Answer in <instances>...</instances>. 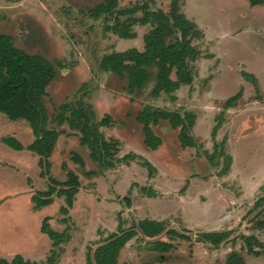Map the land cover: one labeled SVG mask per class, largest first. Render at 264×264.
I'll use <instances>...</instances> for the list:
<instances>
[{"label":"rangeland","instance_id":"374dc122","mask_svg":"<svg viewBox=\"0 0 264 264\" xmlns=\"http://www.w3.org/2000/svg\"><path fill=\"white\" fill-rule=\"evenodd\" d=\"M103 2L0 0V34L56 67L44 104L46 127L61 131L40 163L27 148L35 139L28 123L0 113V257L10 261L19 254L39 263L54 249L57 264H87V254L110 234L135 230L116 264H264V5L185 0L180 9L200 31L192 40L200 52L193 80L172 95L152 97L154 68L148 85L128 94L126 80L99 64L108 54L144 50L150 25L133 21L132 37L121 38L109 28L118 16L168 13L170 0H118L111 17H92L90 10ZM122 9L133 11L119 15ZM70 102L90 105L95 121L109 117L99 130L117 141L114 167L101 168L78 130L58 123L59 106ZM145 105L192 114L193 146L182 148L178 132L160 122L151 127L159 145L147 147L135 119ZM70 173L79 186L68 212L61 213L65 198L55 194L51 205L38 207L36 200L47 198L51 185L63 188ZM46 216L53 230L67 235L56 247L40 232ZM144 219L163 222L156 239L174 249L149 250L151 239L136 226ZM169 229L174 232L166 234ZM215 232L225 238L217 246L210 243Z\"/></svg>","mask_w":264,"mask_h":264},{"label":"trees","instance_id":"16d2710c","mask_svg":"<svg viewBox=\"0 0 264 264\" xmlns=\"http://www.w3.org/2000/svg\"><path fill=\"white\" fill-rule=\"evenodd\" d=\"M117 1L104 0L90 10V15L95 18L101 14L107 18L111 17L115 12ZM184 1L170 0L168 13L162 10L145 11L143 17L138 19L132 16L125 21H121L118 16L115 23L109 26L121 38L132 37L129 33V23L133 21L151 27L144 35L145 45L142 52L132 48L105 55L100 61L99 66L102 71H108L120 80H126L125 90L128 94H135L148 85L151 80V68L156 70L154 81L149 84V95L152 97H158L162 93L172 95L180 86L192 82L194 63L200 55L192 40L200 36V31L181 11L180 7ZM248 2L251 6L264 5V0H248ZM132 11L122 9L118 13L125 15ZM56 74L57 70L52 62L40 54L27 53L14 44L11 36L0 34V113L10 120L20 119L28 123L35 139L27 148L40 157V163L51 156L56 137L61 132L46 127L49 115L44 104L47 88L54 81ZM59 109L60 113L56 115L58 123L68 122L71 128L78 130L80 143L89 149L91 159L101 168L114 167L113 157L117 151V141L106 140L103 132L99 130L100 125L108 124L109 117L95 121L94 113L87 104L64 103ZM135 119L141 125L144 144L151 149H156L160 142L151 127L160 122L166 123L169 128L178 132L177 139L182 148L193 146L194 141L190 134L193 115L190 113L181 115L176 111L145 105L137 112ZM3 142L13 149H23L20 142L12 138H3ZM128 156L125 155L123 160L128 159ZM78 186L77 176L70 173V181L64 183L63 188L56 191L51 185L44 194L47 198L37 199L36 204L38 207L48 206L53 203V194L64 196L66 205L61 206L60 211L66 214L73 204ZM62 221L65 222L66 219ZM136 226L144 237L151 239L149 250L165 253L174 249L171 242L156 239V236L166 229L163 222L144 219ZM40 232L51 240L52 247L67 239L65 233L57 232L50 227L47 216L41 221ZM170 232L174 231L166 230V234ZM135 234L137 235L135 230L110 234L103 244L97 246L91 254H87V264H116L119 251ZM202 235L208 236L209 233ZM214 235L217 237L210 242L212 245L217 246L225 240L217 232ZM222 235L226 236V234ZM58 255L59 252L53 249L44 262L37 263L24 260L21 255L16 254L10 261L0 257V264H57Z\"/></svg>","mask_w":264,"mask_h":264}]
</instances>
